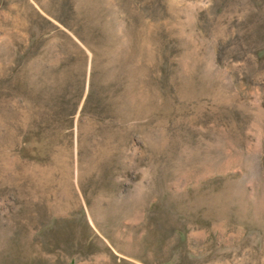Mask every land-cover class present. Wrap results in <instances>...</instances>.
Here are the masks:
<instances>
[{
	"label": "rangeland",
	"instance_id": "rangeland-1",
	"mask_svg": "<svg viewBox=\"0 0 264 264\" xmlns=\"http://www.w3.org/2000/svg\"><path fill=\"white\" fill-rule=\"evenodd\" d=\"M0 264H264V0H0Z\"/></svg>",
	"mask_w": 264,
	"mask_h": 264
}]
</instances>
